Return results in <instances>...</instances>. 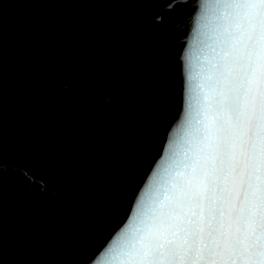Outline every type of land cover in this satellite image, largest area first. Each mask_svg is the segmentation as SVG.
I'll list each match as a JSON object with an SVG mask.
<instances>
[{
    "label": "water",
    "instance_id": "obj_1",
    "mask_svg": "<svg viewBox=\"0 0 264 264\" xmlns=\"http://www.w3.org/2000/svg\"><path fill=\"white\" fill-rule=\"evenodd\" d=\"M222 2L0 0V264H116L212 121Z\"/></svg>",
    "mask_w": 264,
    "mask_h": 264
},
{
    "label": "snow or ice",
    "instance_id": "obj_2",
    "mask_svg": "<svg viewBox=\"0 0 264 264\" xmlns=\"http://www.w3.org/2000/svg\"><path fill=\"white\" fill-rule=\"evenodd\" d=\"M216 7L212 121L184 174L142 202L116 264H264V0Z\"/></svg>",
    "mask_w": 264,
    "mask_h": 264
}]
</instances>
